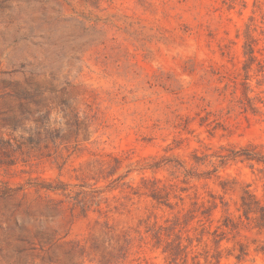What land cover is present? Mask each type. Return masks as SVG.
Here are the masks:
<instances>
[{"label":"rangeland","instance_id":"1","mask_svg":"<svg viewBox=\"0 0 264 264\" xmlns=\"http://www.w3.org/2000/svg\"><path fill=\"white\" fill-rule=\"evenodd\" d=\"M245 192L264 0H0V264H264Z\"/></svg>","mask_w":264,"mask_h":264},{"label":"trees","instance_id":"2","mask_svg":"<svg viewBox=\"0 0 264 264\" xmlns=\"http://www.w3.org/2000/svg\"><path fill=\"white\" fill-rule=\"evenodd\" d=\"M236 211L238 212L237 218L240 219V221H242L243 218L248 221H252L254 223V227H256L260 232H264V205H262L252 194L245 192L240 197V203L236 207ZM207 215L210 216L211 212L207 213ZM235 223L234 216L231 215V212H229L223 217L221 224L224 227L234 228ZM177 249L179 252H182V248L179 247V245L177 246ZM254 250L258 253H264V245L256 246ZM177 255H180V253Z\"/></svg>","mask_w":264,"mask_h":264}]
</instances>
